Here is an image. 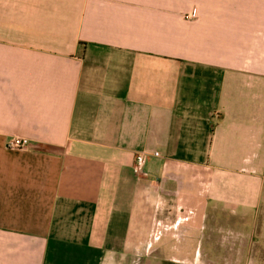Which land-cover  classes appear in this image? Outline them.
I'll return each mask as SVG.
<instances>
[{
  "label": "crops",
  "instance_id": "0c3cea01",
  "mask_svg": "<svg viewBox=\"0 0 264 264\" xmlns=\"http://www.w3.org/2000/svg\"><path fill=\"white\" fill-rule=\"evenodd\" d=\"M263 196L264 0H0V264H205Z\"/></svg>",
  "mask_w": 264,
  "mask_h": 264
},
{
  "label": "rangeland",
  "instance_id": "374dc122",
  "mask_svg": "<svg viewBox=\"0 0 264 264\" xmlns=\"http://www.w3.org/2000/svg\"><path fill=\"white\" fill-rule=\"evenodd\" d=\"M256 210L254 231L224 232L222 249H207L202 253L205 264H264V196Z\"/></svg>",
  "mask_w": 264,
  "mask_h": 264
},
{
  "label": "built area",
  "instance_id": "2783aa9c",
  "mask_svg": "<svg viewBox=\"0 0 264 264\" xmlns=\"http://www.w3.org/2000/svg\"><path fill=\"white\" fill-rule=\"evenodd\" d=\"M187 17L195 16V12L192 11L190 14L186 15ZM7 147L11 149H27L30 146V142L25 137L12 136L7 139ZM149 156H158V152H148L141 151L135 155L133 162V171L136 175H141L143 173V167L146 163V160Z\"/></svg>",
  "mask_w": 264,
  "mask_h": 264
}]
</instances>
